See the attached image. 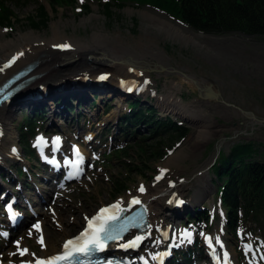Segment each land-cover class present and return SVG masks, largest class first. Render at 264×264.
<instances>
[{"label":"rangeland","instance_id":"obj_1","mask_svg":"<svg viewBox=\"0 0 264 264\" xmlns=\"http://www.w3.org/2000/svg\"><path fill=\"white\" fill-rule=\"evenodd\" d=\"M140 1L121 0L117 2L118 4L115 3L118 7L112 5L113 15L110 18L104 16L103 4L97 1L77 0L74 6L60 7L54 14L43 0H30L26 7L13 8L17 19L11 27L0 28V43H14L18 36L25 32H32L38 35L39 39L47 40L52 37L57 26L61 38L80 44L90 42L94 35L103 34L110 42L113 38L119 41L120 52L140 54L139 52L145 49L150 50L154 55L152 57L157 59L160 65L141 72V76L145 77L144 81L133 79L136 83L142 84L143 92L140 91L138 95L125 94L119 90V83L116 81V84L114 82L111 85L116 88L115 91L111 88L109 93L108 89L101 92L104 83H97L98 77L107 74L108 80L110 72L94 73L84 78L75 77L76 80L72 81L74 83L76 81L74 87L79 86L84 80L96 85L87 90L89 97L79 94V91H69V97L63 102L62 115L50 116L56 126L54 128L47 127L50 112L47 107L43 108L44 115L47 116L37 123L41 133L50 130L60 131L62 132L60 134L66 135L68 141L75 138L83 141L84 137H88L87 134L91 139L84 148L88 159L86 172L80 180L67 184L61 189L49 191L45 187L41 188L40 182H37L39 181L37 175L43 173V170L35 160L24 159L18 137L20 124L23 123L29 111L25 107L16 110L8 126V136L1 142L5 144L8 154H12L15 159V163L10 167L15 178L12 176L13 178L7 180L6 187L16 192L19 185L22 195L26 194L34 200L37 199L36 196L30 194H34L35 190L41 193L46 202L42 208L36 207L39 210H35L40 213V216L32 223L45 225L49 219V224L45 225L49 230L58 229L57 211L69 209V212L65 214L66 218L77 214L79 223L77 220V226L73 230L59 236L58 249L62 239L75 234L81 227L83 218L93 213L98 206L117 202L121 204L137 199L141 193L138 191L141 186L144 187V193L140 198L154 201L152 210L157 213L156 219L161 228L168 215L165 212L167 208L162 205L170 200L165 191L161 194H156V191L173 189L174 198L185 201L190 199L198 186H205L209 192L201 196L199 202L183 214L182 219L176 221L173 235L180 232V228H187L195 230V235L201 238V232L207 231L212 235V239L216 237L224 239L226 247L234 251L236 264H264V231L246 224L242 226L235 239L226 230L224 209L219 206L216 196L221 182H218L212 173L213 162L218 155L223 152L227 155L234 145L264 144V39L239 33L224 35L198 33L181 24L175 16L169 14L160 5ZM38 2L43 3L47 8L50 21L45 29L33 30L28 18L35 14ZM146 16L168 22L201 46L198 47L190 40L187 43L181 39L173 40L167 37L165 32L147 29L150 21ZM52 48L53 51L57 50L55 45ZM11 54L8 50L1 55H4L6 59ZM94 58L102 59L103 57L94 56ZM91 60L90 56H87L83 62L92 66ZM113 64L125 66L123 60L113 61ZM130 70L133 68H128L131 74ZM188 76H195L212 83L215 93L218 94L217 98L212 95L207 97L203 93L200 95L194 83L192 86L183 84L182 78ZM134 87L136 88V84ZM168 96L169 100H172V106L163 111L159 105V99L162 101ZM136 97L141 100L146 97L151 99V101L143 102L155 108L157 117L171 119L186 130L187 135L184 138L175 139L171 144L166 142L163 145H156V148L161 151L160 157L141 155L135 142L137 139L133 141L128 137L124 141L122 137L120 117L128 112L126 106L128 101ZM52 103L57 105L59 100L57 102L53 100ZM245 112L252 116H247ZM191 114L199 118L190 119L188 116ZM203 131H207L208 135L200 137ZM134 132L135 135L132 137L146 136L140 145L151 146L158 141L151 137L145 126L138 127ZM162 136L164 141H167V133ZM155 140L157 141L154 142ZM85 143L86 141L84 145ZM118 149H124V153L118 152V155H113L112 152ZM173 156L176 159L175 162L168 164ZM17 169H21L25 175L18 178ZM161 170L165 171L162 178L157 180L156 177L161 174ZM3 175L4 173L0 174V181ZM17 181L20 183L16 184ZM116 182L120 184V187ZM13 183L16 187L12 185ZM118 188L121 189L119 193ZM181 197L183 199H180ZM1 206L0 200V217L3 216ZM198 210H204L206 220L190 219L193 225L189 224L188 215ZM4 225L6 224L0 222V264H14L40 254L41 244L38 243V239L41 233L34 230L31 223L25 224L15 232L8 231ZM155 235V238H158V232ZM192 240L190 239L187 244L182 242L178 247L183 246L177 251H183ZM17 242L21 249L28 248V254H32L29 258L27 254L19 255ZM147 245H151V242ZM193 260L198 261L199 264H209L203 249L201 255H196Z\"/></svg>","mask_w":264,"mask_h":264},{"label":"bare ground","instance_id":"obj_2","mask_svg":"<svg viewBox=\"0 0 264 264\" xmlns=\"http://www.w3.org/2000/svg\"><path fill=\"white\" fill-rule=\"evenodd\" d=\"M146 18L150 21L149 25L147 26L148 27L147 29L155 30L157 32H165V35H167V37L173 40L181 39L184 43H187L189 40L192 41L190 36H186L185 34L181 33L177 28H175L173 25L169 24L168 22L161 21L160 19L157 18L155 19L153 16H149V17L146 16ZM192 34L198 37L197 34L193 32ZM106 39L107 37H105V35L103 34L94 35L91 37L90 42L86 44H80L73 40H67L63 37L61 38V36L58 33L57 26H55V30L53 31L52 37L47 40L39 39L38 35H35L32 32L29 33L25 32L19 35L18 38L16 39V42L14 43L13 42L0 43V84L9 75L18 71L23 66L34 63L35 67L28 75V76L38 75V78L35 81V83H33V86L35 85V87L37 88L45 87L46 89H48L47 94L39 100L30 101L28 103L26 102V98L34 94V89H30L21 93L20 94L21 97L19 99H15L14 102L0 106V174L4 173V175H6L9 178L14 177L12 175V171H11L12 169L10 167L15 163V159L12 154L11 155L8 154L6 148L4 147L5 144H2L1 142L4 141L6 136H8V131H7L8 126L11 123V120L14 118L13 113L16 110H20L24 107L28 108L29 106L31 107L38 106L44 109H46L45 107H47V110L50 112L49 114L50 120L48 122L47 127L49 126L54 128L56 126L54 125L53 119L51 117H54L56 115H62L63 102L67 100V98L69 97V91L71 90L76 92L79 91L78 92L79 94H83L85 97L86 96L89 97V93L87 92V90H90L96 85V84L94 85V83L88 80H84L82 81L83 83L81 82L79 84V86L74 87V85H76V81L75 83L72 81L76 80L75 77L80 76V78H84L86 75L89 76L94 73L110 72L111 73L110 78L108 80L107 79L104 80L102 82L104 83V85L103 87H101L102 89L101 92H104L105 90L108 89V93H109L111 91V88L114 91L116 90V88L111 87L112 83L114 84L115 81L118 83L124 82L125 80L128 79H138L143 81L145 77L141 76L140 74L141 72L143 73V71L152 69L151 67L157 68L160 65V62H158L157 59L153 58L154 55L150 50L147 51L145 49V51H141L142 50L141 48H135L136 50L141 51L139 52L140 54L120 52L118 48L120 43L116 38H113L112 42H110L109 39L107 40ZM193 43L198 45V47L201 46L200 43H196V42ZM65 44L69 45V47L67 48L58 47L59 45H65ZM54 45L55 48L57 49L56 51H53L52 46ZM8 50L12 54L7 56V58L5 59L4 55L1 54L4 51H8ZM87 56H90V59H92L91 60V63L93 64L92 66L91 65L89 66L83 62L84 58H87ZM94 56H101L103 58L102 59L94 58ZM12 57H16V60L12 65H9L8 61ZM118 60H123L125 66H116L113 64V61H118ZM65 64H66L65 67H61ZM135 64L138 67H136ZM130 67L133 68L131 74L128 71V68ZM86 79L88 78L86 77ZM181 81L183 84H187L188 86H192V82L194 81L207 94L215 93L214 91L215 88L212 83H209L203 79L196 78L195 76H188V79L182 78ZM141 85L142 84H138V87ZM20 99H25V100L24 102L18 101ZM53 100L56 102L59 100V104L53 105L52 103ZM160 101L161 99H159V105L161 109H163V111H166L169 108H171L172 100H169V96L166 99L162 100L161 102ZM46 116L47 115H44L43 118H45ZM188 117L190 119L199 118L197 115H193V114H191V116ZM198 120L199 119H197V121ZM115 123L116 120L113 123L114 128H115ZM201 135L204 137L208 135V133L207 131L206 132L203 131L200 133L199 136L201 137ZM87 136L89 137L88 134ZM88 137H84L83 140L90 143L91 139L90 137L89 138ZM91 138H93V135H91ZM81 153L86 154V150L84 148H81ZM175 160L176 159L173 156L169 160L168 164L174 163ZM56 177H57L56 175L44 176L42 173V175H39V182L42 183L45 188H49V187L55 188L57 187V185L60 184V182H58ZM17 183L20 182L17 181L16 184ZM0 185H1L0 196L6 197L7 195H9L10 190L8 189V187L2 186L1 181H0ZM164 191L165 194L169 196L170 201L162 205V207L167 208L165 212L168 213L167 215L168 217L166 216L167 219H164L162 226L163 228L165 226V229H168L170 232H172L173 230L170 229L174 227L176 221L182 219L183 214L187 213L189 209L193 208L199 202L201 196H205V194L209 192V189H207V187L205 186H198V189L191 194L190 199L185 201L174 198L175 194L172 193L173 189L169 191L159 190L156 191V194L157 193L161 194ZM143 193L144 192H141L139 194L138 200L140 201V203L148 204V205L146 204V208L148 210L147 224L143 230H141L139 233L134 234L133 236L143 237V239L139 242V244L141 245V249L143 250H145V247L149 242L160 243L159 241H162L168 247L172 246L173 248H175L176 245L173 241L160 240V238H155L156 230L158 229L157 231H164V229L161 228V225H158L156 219L157 213H154L152 210V205L154 204V201L148 200V198H143L144 200H141L140 196ZM35 194L37 201L41 202L42 200L39 197L40 196L39 192H35ZM42 199L43 201H46L45 197L43 196ZM180 199H183V197H181ZM129 206H130L129 202H122L120 204L121 209L128 208ZM67 212H69V209L68 210L65 209L62 212L57 211L56 216L59 219L58 229L53 228V230H49L48 227L46 228L45 225L49 224V219H47L45 225H41L42 234L39 236V238L41 236L43 237V245H41L40 254L38 256H35L34 258L26 259L24 261H31V260L33 261L34 259L37 258H46L48 256L53 255L54 253L56 254L59 251V249H57L59 236L68 234L71 230H73L77 226V220L79 223V219H78L79 217H77V214H73V216L72 215L68 216L69 218L68 219L65 217V214ZM30 220H32V217H29L28 222ZM129 238L127 240H129ZM64 239L65 238H63V240ZM131 239H135V238H131ZM127 240L125 238L124 242ZM22 249L28 250L27 247H22ZM189 251H192V248L186 246L182 252L186 254ZM227 252L229 253L232 264H235L237 260L234 251L232 249H228ZM140 253H143V251ZM31 255L32 254L27 253L28 258ZM195 256L196 253L193 254L192 258H194ZM209 258L211 257L209 256Z\"/></svg>","mask_w":264,"mask_h":264},{"label":"trees","instance_id":"obj_3","mask_svg":"<svg viewBox=\"0 0 264 264\" xmlns=\"http://www.w3.org/2000/svg\"><path fill=\"white\" fill-rule=\"evenodd\" d=\"M43 1L52 14L60 7L74 6L77 2V0ZM92 1L103 2V14L106 18H110L113 15L112 5L117 6L115 3L121 0ZM140 2L160 5L182 24L198 33L213 35L239 33L264 39V0H141ZM28 4L29 0H0V27H11L17 19L13 8L26 7ZM84 7L87 8V6ZM28 21L31 22L33 30L47 27L50 16L43 3H37L36 12L28 18ZM129 106L131 114L125 116L126 123L132 121L139 124L146 120L151 137L158 140L154 141H157L155 144L146 146L140 145L144 142V137L138 138L135 142L141 155L160 157L161 151L156 148V145H163L166 142L171 144L175 139L180 140L187 135L182 126L171 121L156 119L149 121L151 118L146 113L135 110L138 106L137 102H131ZM144 111L150 113L152 109ZM24 120L19 141L28 153L30 152L28 136L33 133L35 125L29 117ZM131 129L128 125L124 126L123 135L129 134ZM165 133L168 136L167 141L162 138V134ZM120 152L124 153L123 150ZM257 158L259 159L256 160ZM212 172L217 181L221 182L217 196L220 198L221 207L226 212L225 218L229 231L235 234L245 223L264 231V144L234 145L228 155L221 153ZM116 183L120 187V184ZM120 190L118 188L117 192L119 193ZM197 216L203 217L200 213Z\"/></svg>","mask_w":264,"mask_h":264},{"label":"snow or ice","instance_id":"obj_4","mask_svg":"<svg viewBox=\"0 0 264 264\" xmlns=\"http://www.w3.org/2000/svg\"><path fill=\"white\" fill-rule=\"evenodd\" d=\"M58 47L61 48H67L69 45H59ZM16 57H13V60H15ZM105 77H101V79H104ZM48 141H46L43 137H37L36 139V146L41 148V151L43 150V147L47 146ZM51 144L54 146V150L58 151L61 144V138L55 137L52 139ZM73 155L75 157L74 160L69 161L65 160V165H71L73 171L69 173L72 177H77L82 174L83 168L82 165L84 163V157L82 156L80 150L76 148V146H73L72 148ZM52 164H56L55 159H52L49 161ZM165 170H161V174L156 177L157 180L161 179L163 176ZM138 191L143 192L144 187L141 186ZM130 204H139L140 201L138 199H133L129 201ZM6 211L9 212L11 218L15 219L16 213L13 212L11 206L6 207ZM123 211V209L120 208V203L117 202L113 205H110L108 207L100 208L99 211L95 216H92L91 218H85L87 221V227L75 238L67 240L64 245L63 249L64 251L56 256L49 257L46 260L38 259L35 261V264H61L62 261H69L70 258L74 254H83L86 253L90 247L94 246L98 249H103L104 247V236L102 234H107V225H109L111 222L116 221L119 216V212ZM34 229L39 232L40 231V225L36 224L33 226ZM31 234V233H30ZM190 235V233L188 234ZM119 239V237H111L108 236V239ZM143 239L142 236H136L135 239L128 241L126 244L122 245V247H136L138 246L139 242ZM38 243H41L43 245V237L41 236L38 239ZM217 243H219V240H217ZM18 252L20 256H25L28 253L27 249H21L19 246V242H17ZM248 247V246H246ZM227 255V254H225Z\"/></svg>","mask_w":264,"mask_h":264},{"label":"water","instance_id":"obj_5","mask_svg":"<svg viewBox=\"0 0 264 264\" xmlns=\"http://www.w3.org/2000/svg\"><path fill=\"white\" fill-rule=\"evenodd\" d=\"M193 83L195 84L196 88L198 89V92H199L200 95L203 93V94H205L207 97H209L210 94H207L204 90H202V88H200V87L196 84V82H193ZM212 96L217 98L218 94H213ZM246 115H249V114H246Z\"/></svg>","mask_w":264,"mask_h":264}]
</instances>
